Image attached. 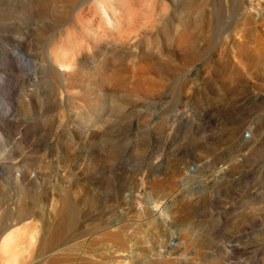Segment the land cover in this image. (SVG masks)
<instances>
[{
	"label": "rangeland",
	"instance_id": "1",
	"mask_svg": "<svg viewBox=\"0 0 264 264\" xmlns=\"http://www.w3.org/2000/svg\"><path fill=\"white\" fill-rule=\"evenodd\" d=\"M35 1L0 0V226L75 212L57 263L18 264H264V0H131L120 44L94 0ZM81 42L67 82L54 50Z\"/></svg>",
	"mask_w": 264,
	"mask_h": 264
},
{
	"label": "bare ground",
	"instance_id": "2",
	"mask_svg": "<svg viewBox=\"0 0 264 264\" xmlns=\"http://www.w3.org/2000/svg\"><path fill=\"white\" fill-rule=\"evenodd\" d=\"M56 0H36L37 5H42L43 3L50 4L55 2ZM36 4L34 7H36ZM43 4V5H44ZM173 5L178 8L177 4L174 2ZM189 3H183L180 8L181 10L190 8ZM93 8L95 13L99 15L101 18L100 25L107 22L113 30H118L121 32V36L114 37L115 42L118 44L124 42L125 40L130 39V35L133 34V21L132 24L128 25L132 27H128V29L124 28V19L133 18L135 15V8L131 6V0H94ZM126 22V21H125ZM124 28V29H123ZM89 30L92 35L91 42L88 43V48H92L94 53L104 52V47L102 46V36L100 34L99 28L96 25H92L89 27ZM130 41V40H129ZM156 41V39H155ZM154 40H148V44H152L155 42ZM182 40H180V44ZM132 46L133 42L129 43ZM86 50L85 43L81 42L76 44L73 47L68 49L56 48L53 54V65L54 72L60 76L63 80L67 82H76L79 80V77H82L84 74V67L82 53ZM70 53H73L70 55ZM108 53V52H107ZM112 58V56H110ZM108 58V59H110ZM107 59V60H108ZM106 61L104 63L97 65L95 73L98 78V86L100 89H104L106 84L110 86H118L119 83V70L112 67L106 68ZM78 73V74H77ZM79 77H77V76ZM152 173L148 174L150 178ZM154 184L152 181L148 183V185L144 188L145 193H151L153 191ZM44 188V187H43ZM43 193V202L50 200V196L47 192V189L42 190ZM54 200V199H53ZM93 204H96V200L92 201ZM54 207V206H53ZM56 207H54L55 209ZM21 209V217L25 213L24 206L20 207ZM74 208L73 210L64 205L58 211L59 218L57 223L54 226L44 218L42 215L43 228L39 229V227H35L31 230L27 228H13V225L7 226V224L0 226V264H18L20 262L24 263L27 259L26 253H33L34 251L39 252V254L45 259L49 258L51 263H57V257L55 255L56 249L61 245V233L69 226L71 219L74 217ZM20 217V218H21ZM114 226H112L113 228ZM118 226H115L117 229ZM114 236L120 241L121 233L117 230L113 233ZM24 240V242H23ZM22 242V246L24 247L22 251H15L16 247L19 243ZM109 249H113V246H109ZM176 254L175 251H168L164 258H168L172 255Z\"/></svg>",
	"mask_w": 264,
	"mask_h": 264
},
{
	"label": "built area",
	"instance_id": "3",
	"mask_svg": "<svg viewBox=\"0 0 264 264\" xmlns=\"http://www.w3.org/2000/svg\"><path fill=\"white\" fill-rule=\"evenodd\" d=\"M248 137H250V133L249 131H246L245 134L243 135V138H248Z\"/></svg>",
	"mask_w": 264,
	"mask_h": 264
}]
</instances>
